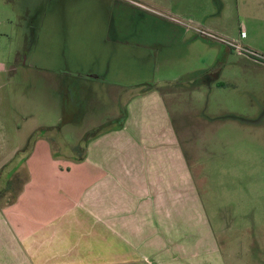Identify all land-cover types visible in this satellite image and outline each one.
<instances>
[{
    "label": "rangeland",
    "instance_id": "obj_1",
    "mask_svg": "<svg viewBox=\"0 0 264 264\" xmlns=\"http://www.w3.org/2000/svg\"><path fill=\"white\" fill-rule=\"evenodd\" d=\"M84 1L0 0V187L26 170L32 137H49L61 159L64 144L78 145L67 152L79 155L87 136L122 112L128 95L153 89L179 130L211 227L204 240L180 231L199 254L192 263L264 264V80L241 66L239 50L230 48L226 58L224 43L196 30L238 40L222 35V11L212 0L196 8L201 0H127L149 4L179 26L155 29L153 16L130 10L109 32L117 41L107 42L100 37L110 28L105 10L81 9ZM203 12L216 13L208 16L212 24L196 21ZM155 34L165 42L162 54L174 59L161 56L153 72H140L139 50L114 51L122 39L144 44ZM196 220L195 228L206 223Z\"/></svg>",
    "mask_w": 264,
    "mask_h": 264
},
{
    "label": "crops",
    "instance_id": "obj_2",
    "mask_svg": "<svg viewBox=\"0 0 264 264\" xmlns=\"http://www.w3.org/2000/svg\"><path fill=\"white\" fill-rule=\"evenodd\" d=\"M212 2L222 11V35L238 38L236 43L253 52L238 51L241 66L263 81L264 0ZM87 4L105 10L110 28L100 37L107 42L117 41L109 32L130 10L137 12L134 16L140 11L153 16L155 29L179 26L149 4L85 0L81 9ZM180 6L174 3L176 10ZM215 14L196 21L212 24L208 16ZM233 16L240 33L232 26ZM142 39L144 44L122 39L114 51L139 50L140 72L148 74L160 66L161 56L170 55L162 54V37ZM222 46L227 58L231 47ZM139 92L128 95L126 107L110 115L108 125L87 136L79 155L67 152L78 145L64 144L61 159L49 137L30 139L26 170H16L7 187H0V264H193L199 254L180 231L188 228L186 234L196 233L202 240L211 235L207 211L165 98L153 89ZM22 175L24 181L16 185ZM195 218L206 223L195 228Z\"/></svg>",
    "mask_w": 264,
    "mask_h": 264
},
{
    "label": "built area",
    "instance_id": "obj_3",
    "mask_svg": "<svg viewBox=\"0 0 264 264\" xmlns=\"http://www.w3.org/2000/svg\"><path fill=\"white\" fill-rule=\"evenodd\" d=\"M138 4V3H137ZM140 5V4H139ZM143 6V5H141ZM146 7V6H145ZM196 30L198 32H200L202 35H207L209 37H211L212 39H218L220 40L222 43H224L225 45H227L228 47H231V48H234V49H237L239 50L240 52H243V53H253L252 51H250L249 49L247 48H244L242 46H240L238 43H236L235 41H232L230 39H226L224 37H220L212 32H209V31H206L205 29H199V28H196Z\"/></svg>",
    "mask_w": 264,
    "mask_h": 264
}]
</instances>
